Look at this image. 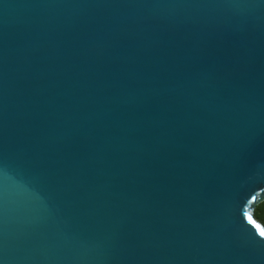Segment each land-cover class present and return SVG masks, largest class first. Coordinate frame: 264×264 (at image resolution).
<instances>
[{"label": "water", "instance_id": "1", "mask_svg": "<svg viewBox=\"0 0 264 264\" xmlns=\"http://www.w3.org/2000/svg\"><path fill=\"white\" fill-rule=\"evenodd\" d=\"M261 0H0V264H264Z\"/></svg>", "mask_w": 264, "mask_h": 264}, {"label": "trees", "instance_id": "2", "mask_svg": "<svg viewBox=\"0 0 264 264\" xmlns=\"http://www.w3.org/2000/svg\"><path fill=\"white\" fill-rule=\"evenodd\" d=\"M254 215L255 219L262 223L264 226V219H262L264 218V201L256 206Z\"/></svg>", "mask_w": 264, "mask_h": 264}, {"label": "snow or ice", "instance_id": "3", "mask_svg": "<svg viewBox=\"0 0 264 264\" xmlns=\"http://www.w3.org/2000/svg\"><path fill=\"white\" fill-rule=\"evenodd\" d=\"M262 3H264V0H261ZM245 217L248 219V222L253 225V227L256 228V232L261 237V240H264V228H261L260 225L256 224L250 216H248L247 213H245ZM264 219V218H262Z\"/></svg>", "mask_w": 264, "mask_h": 264}]
</instances>
